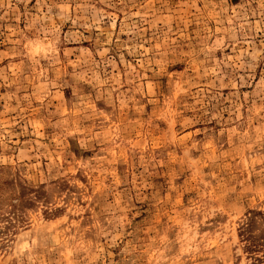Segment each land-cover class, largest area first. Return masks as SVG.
Segmentation results:
<instances>
[{
  "label": "rangeland",
  "instance_id": "rangeland-1",
  "mask_svg": "<svg viewBox=\"0 0 264 264\" xmlns=\"http://www.w3.org/2000/svg\"><path fill=\"white\" fill-rule=\"evenodd\" d=\"M0 264H264V0H0Z\"/></svg>",
  "mask_w": 264,
  "mask_h": 264
}]
</instances>
